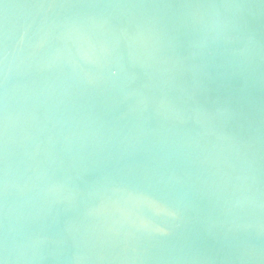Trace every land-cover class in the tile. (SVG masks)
Wrapping results in <instances>:
<instances>
[{
    "label": "water",
    "instance_id": "1",
    "mask_svg": "<svg viewBox=\"0 0 264 264\" xmlns=\"http://www.w3.org/2000/svg\"><path fill=\"white\" fill-rule=\"evenodd\" d=\"M0 264H264V0H0Z\"/></svg>",
    "mask_w": 264,
    "mask_h": 264
}]
</instances>
